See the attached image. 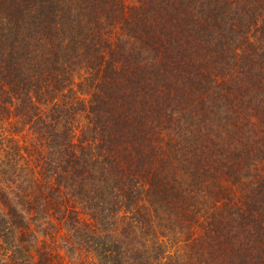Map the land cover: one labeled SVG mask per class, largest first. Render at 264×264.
Segmentation results:
<instances>
[{"label": "trees", "instance_id": "16d2710c", "mask_svg": "<svg viewBox=\"0 0 264 264\" xmlns=\"http://www.w3.org/2000/svg\"><path fill=\"white\" fill-rule=\"evenodd\" d=\"M0 264H264V0H0Z\"/></svg>", "mask_w": 264, "mask_h": 264}]
</instances>
